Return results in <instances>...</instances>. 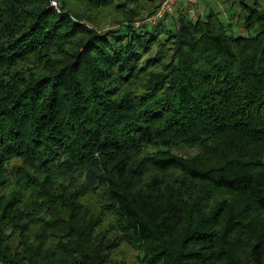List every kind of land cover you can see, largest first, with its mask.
Masks as SVG:
<instances>
[{
    "label": "trees",
    "instance_id": "1",
    "mask_svg": "<svg viewBox=\"0 0 264 264\" xmlns=\"http://www.w3.org/2000/svg\"><path fill=\"white\" fill-rule=\"evenodd\" d=\"M51 1L0 0V264H264L260 1Z\"/></svg>",
    "mask_w": 264,
    "mask_h": 264
},
{
    "label": "rangeland",
    "instance_id": "2",
    "mask_svg": "<svg viewBox=\"0 0 264 264\" xmlns=\"http://www.w3.org/2000/svg\"><path fill=\"white\" fill-rule=\"evenodd\" d=\"M249 1L251 3L254 2V0H249ZM259 1L262 4V6H264V0H259ZM231 5H232L231 0H199L198 5L197 3H195L192 7L195 14L193 17L203 16L204 14L206 15L207 12L214 10L221 12L222 16L227 18L228 17L227 10H230L232 8ZM237 10L240 11V8H238ZM166 22L168 23V25L173 23L172 20L169 21L166 20ZM233 23L235 25L233 29L235 30L237 35H241V36L249 35L248 31L246 30L247 28H245L243 24V20H241L240 22L234 20ZM173 151L176 154L184 157L194 156L197 154V152H199L197 149L190 148L188 146H183L179 149H174Z\"/></svg>",
    "mask_w": 264,
    "mask_h": 264
},
{
    "label": "built area",
    "instance_id": "3",
    "mask_svg": "<svg viewBox=\"0 0 264 264\" xmlns=\"http://www.w3.org/2000/svg\"><path fill=\"white\" fill-rule=\"evenodd\" d=\"M195 3L196 0H163L160 3L157 12L154 15L145 16L143 20L137 22L136 27L142 25H158L159 23L174 17L180 11L187 12L193 17L195 14L192 7ZM51 6L57 12H60V6L57 0H52Z\"/></svg>",
    "mask_w": 264,
    "mask_h": 264
},
{
    "label": "crops",
    "instance_id": "4",
    "mask_svg": "<svg viewBox=\"0 0 264 264\" xmlns=\"http://www.w3.org/2000/svg\"><path fill=\"white\" fill-rule=\"evenodd\" d=\"M196 3H197V5H198V3H199V0H196Z\"/></svg>",
    "mask_w": 264,
    "mask_h": 264
}]
</instances>
